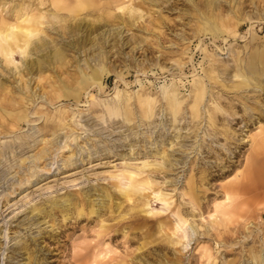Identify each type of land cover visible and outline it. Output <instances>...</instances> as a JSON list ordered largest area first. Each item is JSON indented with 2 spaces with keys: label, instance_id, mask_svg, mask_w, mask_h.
Returning a JSON list of instances; mask_svg holds the SVG:
<instances>
[{
  "label": "rangeland",
  "instance_id": "374dc122",
  "mask_svg": "<svg viewBox=\"0 0 264 264\" xmlns=\"http://www.w3.org/2000/svg\"><path fill=\"white\" fill-rule=\"evenodd\" d=\"M0 32V264H264V0H0Z\"/></svg>",
  "mask_w": 264,
  "mask_h": 264
},
{
  "label": "bare ground",
  "instance_id": "6f19581e",
  "mask_svg": "<svg viewBox=\"0 0 264 264\" xmlns=\"http://www.w3.org/2000/svg\"><path fill=\"white\" fill-rule=\"evenodd\" d=\"M258 24V23H257ZM0 35H1V32H0ZM1 53H2V51H1ZM7 57V56H6ZM7 58H9V57H7ZM256 146H261V148H263L264 147V137H260V138H258V142H256ZM255 162H249V167H248V169L246 170V176L247 177H249V176H256V169H255ZM253 164V165H252ZM258 173V172H257ZM263 173H264V171H263ZM263 195V194H262Z\"/></svg>",
  "mask_w": 264,
  "mask_h": 264
}]
</instances>
